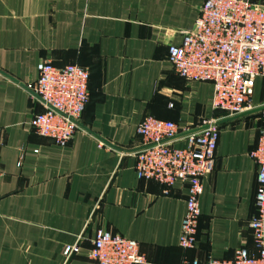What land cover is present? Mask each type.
<instances>
[{"label": "crops", "instance_id": "1", "mask_svg": "<svg viewBox=\"0 0 264 264\" xmlns=\"http://www.w3.org/2000/svg\"><path fill=\"white\" fill-rule=\"evenodd\" d=\"M203 1L0 0V264H97L88 251L98 228L136 240L142 264L253 251L250 151L264 126V76L246 109L227 115L212 107L209 81L186 80L168 61V46L181 43ZM45 60L88 70V100L64 146L30 124L43 110L32 89ZM147 115L176 124V147L206 122L219 130L192 248L178 245L187 185L164 193L136 175V126ZM72 245L78 251L65 256Z\"/></svg>", "mask_w": 264, "mask_h": 264}, {"label": "built area", "instance_id": "2", "mask_svg": "<svg viewBox=\"0 0 264 264\" xmlns=\"http://www.w3.org/2000/svg\"><path fill=\"white\" fill-rule=\"evenodd\" d=\"M168 61L186 80L212 84V107L227 115L242 113L253 92L254 79L264 76V1L204 0L193 25L183 32L180 44L168 46ZM33 93L43 110L34 114V131L60 146L72 138L88 100V70L75 63L37 64ZM264 118V109L261 111ZM140 148L135 152L138 178L153 180L168 193L176 182L187 185L185 212L178 245L196 244L202 178L214 168L219 130L212 122L186 134V145L172 143L178 134L171 120L145 116L136 126ZM1 145V140H0ZM250 156L257 164L254 213L248 220L253 251L238 247L230 259L209 257L203 264H264V126ZM19 158L17 165H20ZM78 251L67 246L64 255ZM97 264H142L138 242L108 229L98 228L88 251ZM191 264H200L196 259Z\"/></svg>", "mask_w": 264, "mask_h": 264}, {"label": "water", "instance_id": "3", "mask_svg": "<svg viewBox=\"0 0 264 264\" xmlns=\"http://www.w3.org/2000/svg\"><path fill=\"white\" fill-rule=\"evenodd\" d=\"M258 110H260V109H258ZM241 114V113H240ZM237 115V114H236Z\"/></svg>", "mask_w": 264, "mask_h": 264}]
</instances>
